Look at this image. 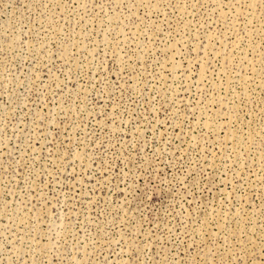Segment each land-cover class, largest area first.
<instances>
[{
	"label": "rangeland",
	"instance_id": "374dc122",
	"mask_svg": "<svg viewBox=\"0 0 264 264\" xmlns=\"http://www.w3.org/2000/svg\"><path fill=\"white\" fill-rule=\"evenodd\" d=\"M0 264H264V0H0Z\"/></svg>",
	"mask_w": 264,
	"mask_h": 264
}]
</instances>
